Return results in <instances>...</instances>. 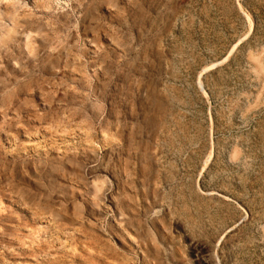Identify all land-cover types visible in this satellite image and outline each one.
<instances>
[{"label": "rangeland", "instance_id": "obj_1", "mask_svg": "<svg viewBox=\"0 0 264 264\" xmlns=\"http://www.w3.org/2000/svg\"><path fill=\"white\" fill-rule=\"evenodd\" d=\"M0 264H264V0H0Z\"/></svg>", "mask_w": 264, "mask_h": 264}]
</instances>
